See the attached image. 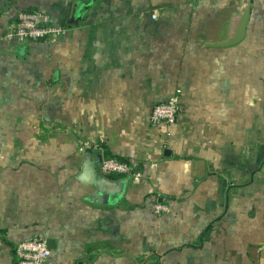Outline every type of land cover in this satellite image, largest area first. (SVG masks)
Returning a JSON list of instances; mask_svg holds the SVG:
<instances>
[{
	"label": "crops",
	"instance_id": "obj_1",
	"mask_svg": "<svg viewBox=\"0 0 264 264\" xmlns=\"http://www.w3.org/2000/svg\"><path fill=\"white\" fill-rule=\"evenodd\" d=\"M90 1L0 0L1 32L37 10L66 29L0 40V264H14L4 240L36 236L57 245L47 264H264V0L230 48L209 45L242 0H95L73 22ZM177 91L176 124L152 126ZM83 143L141 176L108 178L128 181L117 204L87 201Z\"/></svg>",
	"mask_w": 264,
	"mask_h": 264
},
{
	"label": "built area",
	"instance_id": "obj_2",
	"mask_svg": "<svg viewBox=\"0 0 264 264\" xmlns=\"http://www.w3.org/2000/svg\"><path fill=\"white\" fill-rule=\"evenodd\" d=\"M157 15L154 16V19ZM65 27L55 22L52 15L44 11H22L16 20L1 32L0 40L6 43L24 44L29 42L59 43L65 36ZM181 110V91L175 92L165 103L156 105L151 115V125L154 127L173 126L176 124ZM87 149L99 151L102 155L100 174L105 178L124 177L139 182L141 176L134 173V168L128 163L107 157L105 152L92 143H83L79 151L84 154ZM155 214H169L171 209L156 203L153 207ZM52 256L46 239L39 236L20 242L15 248L16 264H47Z\"/></svg>",
	"mask_w": 264,
	"mask_h": 264
},
{
	"label": "water",
	"instance_id": "obj_3",
	"mask_svg": "<svg viewBox=\"0 0 264 264\" xmlns=\"http://www.w3.org/2000/svg\"><path fill=\"white\" fill-rule=\"evenodd\" d=\"M95 3L91 0L89 3H79L76 6V19L73 22H79L84 13L88 11ZM253 0H242L238 8V13L233 17L227 39L218 43H212L209 47L214 48H230L239 45L246 37L247 26L250 21L252 12ZM102 163V155L92 149H87L84 157V165L82 173L77 177V181L84 186H91L94 188L92 195L87 197V201L98 206H111L119 202L121 196L124 194L128 181H113L105 178L100 174V170L94 163V156ZM165 157H171L172 152L166 150ZM136 173V170L133 171ZM228 207H226V210ZM48 248L51 251H56L57 245L52 239L46 240Z\"/></svg>",
	"mask_w": 264,
	"mask_h": 264
},
{
	"label": "trees",
	"instance_id": "obj_4",
	"mask_svg": "<svg viewBox=\"0 0 264 264\" xmlns=\"http://www.w3.org/2000/svg\"><path fill=\"white\" fill-rule=\"evenodd\" d=\"M99 152V151H98ZM100 153V152H99ZM101 154V153H100ZM105 155L107 156V157H110V158H114V159H117L118 161H120V162H123V163H128V164H130L131 165V163L128 161V160H125V159H122V158H119V157H116V156H113L110 152H108V151H106L105 152ZM113 179H120V178H123V177H120V176H117V177H112ZM4 242L5 243H7L9 246H11L12 247V252H13V255H14V264H16L15 263V248L16 247H13V245L11 244V243H9L8 241H6V240H4ZM90 249V248H89ZM154 259V258H153ZM156 260H157V258H155ZM91 260H92V258H91ZM156 264H160L159 262H158V260H157V263Z\"/></svg>",
	"mask_w": 264,
	"mask_h": 264
},
{
	"label": "rangeland",
	"instance_id": "obj_5",
	"mask_svg": "<svg viewBox=\"0 0 264 264\" xmlns=\"http://www.w3.org/2000/svg\"><path fill=\"white\" fill-rule=\"evenodd\" d=\"M44 91L43 90H41V96H40V103H41V111L43 110V108H44V106L46 105V97H43L42 96V93H43ZM42 117V114L40 113V118ZM42 136L45 138L46 136H47V133H46V131L45 132H43V134H42ZM150 258H152V257H150ZM150 259H148V261H149ZM157 263V260L154 258H152V262H151V264H156Z\"/></svg>",
	"mask_w": 264,
	"mask_h": 264
}]
</instances>
